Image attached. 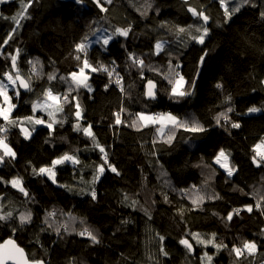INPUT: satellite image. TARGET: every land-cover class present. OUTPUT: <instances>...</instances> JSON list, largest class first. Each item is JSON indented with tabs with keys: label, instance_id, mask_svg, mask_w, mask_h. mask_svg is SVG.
Instances as JSON below:
<instances>
[{
	"label": "trees",
	"instance_id": "obj_1",
	"mask_svg": "<svg viewBox=\"0 0 264 264\" xmlns=\"http://www.w3.org/2000/svg\"><path fill=\"white\" fill-rule=\"evenodd\" d=\"M241 3L226 0L229 11ZM104 7L107 11H100L94 0L0 3V81L5 84L4 73L19 74L31 86L19 101L9 92L16 105L10 119L34 115L51 123L47 110L33 112V104L42 103L48 89L61 98L68 94L70 101L55 114L62 123H54L50 135L33 130L26 139L22 124L0 118V126L7 128L0 136L16 152L15 159L6 157L0 164V215L12 213L0 220V244L15 239L30 259L46 264H209L202 259L205 253L213 257L211 264H264V164L258 167L252 161L254 145L264 138V0H249L230 19L221 0H112ZM189 7L203 11L207 23ZM19 12L26 18L17 25L11 17ZM128 27L127 37L115 36L106 47L97 43V36ZM180 27L188 30L179 33ZM203 27L209 32L200 44L191 37L201 35L195 29ZM81 42L92 43L87 59L94 67L103 64L113 73L109 77L85 69L92 91L76 89L71 82L70 74L79 72L85 59L76 49ZM158 42L163 47L157 54ZM137 58L144 66L134 63ZM177 72L190 95L172 96L169 81L175 82ZM49 75L56 78L49 80ZM149 80L158 85L157 99L150 102L144 93ZM76 103L82 110L79 120ZM253 106L262 111L248 114ZM222 112L229 120L221 117L217 124ZM139 113H171L189 125L199 122L205 131L176 128L168 143L171 125L163 134L157 131L160 125L130 126ZM232 123L241 126L232 128ZM89 125L117 169L105 166L95 183L104 161L82 130ZM221 149L230 154V167L235 168L231 176L215 162ZM65 153L79 163L57 165L55 183L34 173ZM15 177L22 178L27 196L11 185ZM198 196L204 199L193 204ZM233 209L241 211L228 221ZM28 212L31 222L21 224L20 215ZM85 229L99 243L79 234ZM190 233L205 240L215 233V242L227 247L217 251L198 244ZM181 239L192 244L191 252ZM244 241H254L257 251L237 258L231 250L242 248Z\"/></svg>",
	"mask_w": 264,
	"mask_h": 264
},
{
	"label": "snow or ice",
	"instance_id": "obj_2",
	"mask_svg": "<svg viewBox=\"0 0 264 264\" xmlns=\"http://www.w3.org/2000/svg\"><path fill=\"white\" fill-rule=\"evenodd\" d=\"M2 2H6V0H0V3ZM77 2L82 3L83 0H77ZM94 2L96 3L97 7L100 9V11L104 12L107 11V9L104 7L105 3H112V0H94ZM185 2H187V0H185ZM249 0H242V3L239 6H236L234 8L231 9V11H229L227 4H226V0H221V6L224 7V14L225 17L230 19L231 16L240 11V8L244 5V4H248ZM22 7L24 8V11H26L27 9V5H23ZM188 11L193 15V16H198L200 18L203 19V21L205 22V24L207 23V21L209 20V17L207 15H205V13L203 11H197L196 8L194 7H189ZM262 16H264V13H261ZM22 18H26L24 17V12H19L17 13L16 16L11 17L12 20H14L17 25H19L20 19ZM189 28H191L192 26L189 25ZM188 29L180 27L178 28V32L179 33H184L186 32ZM197 32H201L202 34L199 36H192L191 38L193 40H196L198 43L203 44L204 43V39L205 37L208 35L209 29L207 27H203L201 28H196L195 29ZM13 31H15V29H13ZM131 31V28H116L115 31L112 33V35H106V36H101L98 38L97 43H100L102 45V47H106L110 44V42L113 41V38L115 36H121V37H127L129 35V32ZM95 35V33H94ZM8 39H11V36L8 37ZM85 41L88 40V37L84 38ZM5 44L8 43V40L4 41ZM156 49H157V54L160 50H162V44L160 42H158L155 45ZM89 45L85 42H81L80 44L76 45V49L78 52H82L85 54V59L83 60V66L79 68V74L73 72L70 74L71 76V82L73 84H75L76 89H79L81 87L87 89L88 91H92L91 85L88 83L89 80V75L85 74V69H90L91 72H97V71H103L106 72L109 77L112 76V71H109V69L101 64L99 66V68L94 67L92 65V63L87 59V51H88ZM132 54H130V58H131ZM77 60H80V56L76 57ZM11 60H12V64H13V68L16 67V61H17V56L13 55L11 56ZM203 61V57H201V62ZM38 63V61H37ZM134 63L139 65V66H144V61L142 59H135ZM178 67V65H177ZM33 71H35V65H33ZM4 75L7 77V80L13 85L15 86L16 81L19 80L20 82V87L26 89V90H31V86L29 82H26L25 80L21 79V77L19 76V74L16 75L15 79L13 78V76L9 73H4ZM117 80L116 83L120 84V80L122 78H120L117 74ZM176 80L175 82H173L172 80L169 81V83L173 84L172 87V96H176V97H183L185 95H190L191 93L188 91L183 90L184 84L187 83L184 80V77L182 75H180L178 72L176 73ZM49 80H53L55 79V75H49ZM61 79H65L64 77H61ZM191 87H195V80L192 81ZM217 87H222V85L217 84ZM7 85H5L3 82H0V97H3V101L4 104L0 105V118H2L4 121L8 122L9 124L12 125H16V124H23L25 121L28 123H31L33 125H38V124H44L46 123V121L42 118H37L34 115L33 116H29V117H25L23 118V120H15V119H10V114L12 109H14L16 107L15 104L11 103V97L8 96L7 93ZM121 90H123V88L121 87ZM73 91V89H69V93ZM16 95L19 96V92H16ZM146 95L152 99H155V84L149 80L148 81V88H147V92ZM44 96H45V101L42 103H34L33 104V112L36 111V109L38 108H43L45 110L47 109H52L51 111H48L47 114L48 116L51 118L52 122L51 123H47V127L49 129H51L53 127L54 123H62V121H57L55 119V114L58 112H63L64 111V104L69 103V98H68V94H65L62 98L58 95H54L51 89H48L44 92ZM75 99V98H73ZM228 99L230 100L231 97H228ZM52 101L51 104L48 103V101ZM4 105H7V107H5ZM75 107L77 108V111L75 112V116L77 117V119L79 120L81 118V109H80V105L79 103H76ZM228 112L232 111V108H229L227 110ZM262 111L261 108L258 107H250L248 109L249 113H257ZM223 117L225 121L229 120V117L227 115V113L222 112L220 113L217 117H216V122L217 124L220 123V118ZM142 122V123H139ZM116 123L120 124L121 123V119H120V115L117 114L116 115ZM149 124H159L160 127L157 128V131L161 134L164 133V128L171 125V128L169 129V131L171 132V135L168 136L167 138V142L171 143L173 137H174V129L176 128H184L187 131H191V132H203L205 131V128L199 124V122L193 121L191 123V125H189V123L187 121H180L176 116L172 115L171 113H158V114H154V115H145L144 113H139L137 114V119L132 121V124L130 126L133 127H146ZM241 125L239 123H232L231 127L232 128H239ZM76 129L80 130V126L79 124L76 125ZM34 130V127H33ZM84 134L86 136H89L93 139L94 143L96 144V147L99 148V151L103 154V161L104 163L102 165H99L97 167V173L94 177L93 183H95L97 180H99L100 176L103 175V173L105 172V166H107L108 168H110V170L112 172H117V169L112 166L111 164H109L108 159H107V153L105 152V149L103 147H101L98 142H96L95 140V135L92 133L91 131V126L89 125L86 128L82 129ZM7 128L0 126V132H6ZM21 131L23 132L25 138H29L31 135V132L27 129V128H21ZM7 137L6 136H0V164H3L5 162V158L6 157H10L12 159L16 158V152L9 146V144L6 142ZM252 151L255 153V155L252 157V161L254 164H256L258 167L261 164H264V138H261L260 142L257 143L256 145H254ZM229 153H226V151L224 149H221L219 151V153L217 154V156L215 157V162L217 164H219L222 168H225V170L227 171L228 176L233 175L235 168L234 167H229ZM65 162H72L73 164H77L79 163V160L74 156V155H69L67 153H65L63 156L53 160L51 162V166L48 167H41L38 170L37 169H33L34 173L36 174H46L48 175V177L50 179H52L53 183H55V171L54 169L56 168L57 165H61L64 164ZM118 174V173H117ZM2 179V178H0ZM11 185L14 188H18L19 191H21L25 196L28 195L27 191L25 190V188L22 186V178L19 177H15L10 181ZM92 198L95 199L96 198V192L93 189L91 192ZM215 198H219L218 196ZM204 198L198 196L196 199L193 200V204H198L200 201H202ZM261 200H264V196L260 197ZM257 208H261V204L258 201L256 204ZM246 209L248 212H251L253 210L251 205L246 206ZM241 209H233L231 212L228 213L227 215V220L231 221L233 218V215H239ZM51 215V213H50ZM12 216L11 212H8L6 214L0 215V220H7ZM20 223L21 224H25V223H29L31 222L32 219V214L31 212H28L26 214H21L20 217ZM80 235L84 236H88L94 243H99L97 237L88 229H85L83 232L79 233ZM190 235L192 236V238L194 240H196V242L198 244H203L205 246L207 245H212L213 247H215L217 249V251H219L221 248H226L227 245H224L223 243H216L215 242V236L216 234L213 233L212 234V238L211 239H202L200 237L199 233H190ZM160 240L163 241L164 237H160ZM180 243L182 245H184L189 252H191L193 250V246L192 244L187 240V239H181ZM161 251L163 252V248H161ZM233 253H235V255L237 256V258H239L240 256L244 255V252L246 251L249 255L254 254L257 251V245L255 242L252 241H244L243 242V247H233L231 250ZM164 255H167L166 252H164ZM202 259H206L209 264H211V261L213 259L212 256L208 255L207 253L204 254V257H202ZM9 261H13L14 264H43V261H29L27 256L25 255V251L23 248L19 247L16 242L13 239H8L6 241H4L2 244H0V264H8Z\"/></svg>",
	"mask_w": 264,
	"mask_h": 264
},
{
	"label": "crops",
	"instance_id": "obj_3",
	"mask_svg": "<svg viewBox=\"0 0 264 264\" xmlns=\"http://www.w3.org/2000/svg\"><path fill=\"white\" fill-rule=\"evenodd\" d=\"M7 90V89H6ZM7 93H9L8 91H7ZM45 101V100H44ZM43 101V102H44ZM48 103L49 104H51L52 103V101H48ZM2 104H4V101H3V97H0V105H2ZM5 107H7V105H4ZM38 110L39 111H43V110H45V109H43V108H38ZM37 110V111H38ZM52 109H47V111H51ZM15 110L14 109H12V111H11V114L14 112ZM10 117H11V115H10ZM23 120V119H22ZM31 129V130H33V127H34V130H36V131H46V133L48 134V135H50L52 132H53V127L51 128V129H49L48 127H47V123H44V124H38V125H33V124H31V123H28V122H24L22 125H21V127L20 128H27L30 132H31V134H32V131L29 129V128ZM50 179V178H49ZM55 179H56V172H55ZM51 181H52V179H50Z\"/></svg>",
	"mask_w": 264,
	"mask_h": 264
},
{
	"label": "water",
	"instance_id": "obj_4",
	"mask_svg": "<svg viewBox=\"0 0 264 264\" xmlns=\"http://www.w3.org/2000/svg\"><path fill=\"white\" fill-rule=\"evenodd\" d=\"M21 79L25 80V79L22 78V77H21ZM25 81H26V80H25ZM17 82H18V84H19V88H21L22 92H24V93H29V92H30L29 90H26V89L20 87V82H19V80H17ZM26 82H27V81H26ZM152 82H153V81H152ZM153 83L155 84V93H156V95H155V99H152V98H150V97H148V96L146 95L147 88H148V84L145 86V90H144V93H145V95H146V99H147L149 102H150V101H155V100L157 99L158 85H157L156 82H153ZM9 239H12V238H9ZM7 240H8V239H7ZM13 240L16 242L15 239H13ZM1 244H2V243H1ZM16 244L19 246L18 242H16ZM19 247H20V246H19ZM21 248H22V247H21ZM24 251H25V249H24ZM25 255L27 256V258H28L29 261H35V260H32V259L29 258V256H28V254H27L26 251H25ZM8 264H14V262H13V261H9ZM43 264H46V263L43 261Z\"/></svg>",
	"mask_w": 264,
	"mask_h": 264
},
{
	"label": "built area",
	"instance_id": "obj_5",
	"mask_svg": "<svg viewBox=\"0 0 264 264\" xmlns=\"http://www.w3.org/2000/svg\"><path fill=\"white\" fill-rule=\"evenodd\" d=\"M10 74V73H9ZM13 76V75H12ZM5 78H6V82H5V85H7V90L10 92H12L13 93V95H14V97H15V99H17L18 101L20 100V96H21V92H22V90H21V88H19V84H18V82L16 81V84H15V86H13L8 80H7V77L5 76ZM13 78L15 79V77L13 76ZM19 92V96H17L16 95V92ZM2 127H4V126H2Z\"/></svg>",
	"mask_w": 264,
	"mask_h": 264
},
{
	"label": "rangeland",
	"instance_id": "obj_6",
	"mask_svg": "<svg viewBox=\"0 0 264 264\" xmlns=\"http://www.w3.org/2000/svg\"><path fill=\"white\" fill-rule=\"evenodd\" d=\"M104 36H106L105 34H104ZM99 37H101V35L100 36H97L96 38H99ZM93 43H94V41H93ZM92 43H90L89 45H91ZM162 44V46H163V43H161ZM77 74H79V72H77ZM85 74H87V75H89L86 71H85ZM0 82H2V81H0ZM4 83V82H3ZM8 91V90H7ZM9 92V91H8ZM8 96L9 97H11L10 95H9V93H8ZM11 103L12 104H14V101H13V99H11ZM16 109V107L14 108V110ZM36 110H38V109H36ZM145 115H149V114H146V113H144ZM248 114H258V112L257 113H249L248 112ZM11 115V114H10ZM140 123H142V122H140ZM149 125H151V124H149ZM148 125V126H149ZM155 125H159V124H155ZM31 130V129H30ZM32 131V133H33V130H31ZM33 135V134H32ZM32 135H30V137L32 136ZM8 143V142H7ZM10 146V145H9ZM11 147V146H10ZM12 149H13V147H11ZM14 150V149H13ZM229 163V162H228ZM217 164V163H216ZM219 165V164H218ZM229 167H230V164H229ZM224 170H225V168H224ZM226 171V170H225ZM227 172V171H226ZM46 175V174H45ZM48 176V175H47ZM254 242V241H253Z\"/></svg>",
	"mask_w": 264,
	"mask_h": 264
}]
</instances>
